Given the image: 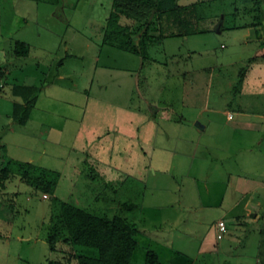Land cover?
Segmentation results:
<instances>
[{"label": "rangeland", "instance_id": "obj_1", "mask_svg": "<svg viewBox=\"0 0 264 264\" xmlns=\"http://www.w3.org/2000/svg\"><path fill=\"white\" fill-rule=\"evenodd\" d=\"M113 1L0 0V41L5 43L6 56L16 39L36 46L33 56L23 58L29 63L26 73L16 72L20 81H33V76V83L40 84L52 76L58 55L72 52L78 57L63 67L74 84L56 83L48 89L55 99L50 110L59 115L55 120L62 131L54 143L50 140L43 146L53 150L56 145V154H41L37 149L32 155L22 150L23 155L20 149L7 146L21 133H15L14 123L7 119L14 96L0 79V163L11 159L6 164L10 178L0 187V199L5 201L0 203V215L9 218L0 217V264H48L52 258L61 264H78L71 253L51 250L48 241L50 231L60 224L57 220L63 202L97 215L119 213L136 221L142 229L138 237L144 244L135 250L132 264H146L148 246L156 248L167 264H264V233H259L264 219L243 220L247 231L256 230L249 242L239 236L242 244L232 249L227 236L221 239L226 247L221 252L203 250L202 240L212 238L213 225L222 215L216 206L200 208L218 196L212 183L208 189L204 180L192 182L187 174L181 175L182 187L171 196L185 209L184 218L177 220L168 216L172 206L166 201L170 195L152 187L170 183L165 172L155 176L153 166L157 159L169 161L171 156L164 148L177 140L169 141L164 132L168 129L178 135L181 126L162 121L164 110L155 117L150 104L156 101L162 105L173 102L185 117L219 122L221 130H216L217 122L210 123L207 134L214 142L219 140L220 146L227 141L222 135L229 132L232 148L236 146L237 159L232 163L236 174L254 183L264 181V118L253 114L264 113V56L257 55L264 42V26H236L255 21L250 10L255 8L254 2L189 0L186 22L164 28V32L182 35L151 44L144 55L135 57L104 44L103 29ZM130 20L125 16L122 22L133 24ZM194 30L203 32L188 35ZM153 33L160 35L155 28ZM38 59L40 69L35 68ZM130 62L136 65L132 74L123 69ZM102 78L106 86L98 91ZM118 82L120 93L116 95ZM202 107L206 108L201 112ZM227 110L235 114L232 120ZM73 122L79 124L75 133ZM237 123L239 127H235ZM15 126L21 132L33 127L32 123ZM41 136L50 134L42 130ZM248 152L251 158L246 157ZM192 202L198 207L186 206ZM148 225L152 227L146 228ZM228 247L231 253L243 254L244 260L237 261ZM79 249L88 254L97 252L87 246Z\"/></svg>", "mask_w": 264, "mask_h": 264}, {"label": "crops", "instance_id": "obj_2", "mask_svg": "<svg viewBox=\"0 0 264 264\" xmlns=\"http://www.w3.org/2000/svg\"><path fill=\"white\" fill-rule=\"evenodd\" d=\"M189 0H185V3H180V0H178L179 4L181 6H189L191 5V2H187ZM190 7V6H189ZM125 17V16H123ZM121 18V21L123 19ZM108 22V21H107ZM131 22V20H130ZM175 22H181L178 19H171L169 17H166L164 20V24L166 27H171ZM125 23V22H123ZM129 23V22H126ZM252 23L249 24H244V25H236L237 27H250L249 25H252ZM106 26H104L103 32H104V44H109L113 45L115 47H118L117 45L106 42L105 41V32H106ZM262 31V30H261ZM174 32V31H172ZM203 31H195L191 33H187L188 35L192 34H197ZM259 33V32H258ZM182 35L180 32L177 33L175 32V35L171 36H179ZM261 35V33H260ZM170 37V36H167ZM165 37V38H167ZM163 39V41L165 40ZM261 38H263L261 36ZM19 39H16V41ZM21 40V39H20ZM15 41V42H16ZM25 42H28L31 45V54L29 56H17L13 54L14 46L11 48V52H9L8 56H6V46L3 41H0V67L3 68V74L1 75L0 79L5 80V86L8 84L9 88L11 89V95L14 96L13 102H12V110H7V119L10 120L11 122L14 123L13 126V131L15 133H21L19 135L15 136L17 139L14 141V139H11L7 142V146L10 147L13 146L12 148L14 149L15 147L20 149V152L24 150V153L27 155H32L36 154V150H41L39 151L41 154H48L50 151L53 154H56L54 148H56V145H54L53 150H47L45 149L43 145H46L50 140H54L56 137L59 136L61 133V128L57 126V121L55 120V117H59V115L55 114L56 112L50 110L52 107L50 104L53 102L51 100H55L54 98L51 97L50 93H48V89L54 86V84L57 83V85L63 84V83H72L74 84V81L71 80L72 77L68 72L64 71V66L67 62H69L71 59L78 58L75 53L68 52L64 56L58 55L56 58H54L53 61V71H52V76L45 80L43 82L40 81V84L33 83L34 78L33 76L31 77L33 81H20L18 75L16 72L20 71L23 73H26V68L29 65L28 61L23 59L24 57L27 59L28 57L33 56V51H35V45L30 43L29 41L23 40ZM263 44L261 48L258 50L257 55H263L264 56V42L261 41ZM120 48V47H118ZM125 51H129L123 48H120ZM136 55L135 57L140 56L139 54L129 51ZM14 56L16 58H14ZM129 57V56H128ZM253 58V57H252ZM136 59V58H135ZM138 59V58H137ZM35 68H41L42 62L40 59L35 62ZM131 63V62H130ZM129 63V64H130ZM27 65V66H26ZM106 67H111L110 65H106ZM125 72H132L136 70V65L132 64L129 65V67H124ZM124 72V73H125ZM243 72V71H242ZM15 74V75H14ZM105 74H107L105 72ZM23 77H25V74H22ZM108 75V74H107ZM106 75V76H107ZM15 77L14 81L8 82V80L11 77ZM21 77V76H20ZM104 78V76H102ZM113 77V76H112ZM100 80L99 83V88L98 91H102L103 87L106 86V83L104 79ZM93 79V76L91 80ZM76 83V82H75ZM139 83V81H138ZM15 84H24V85H36L40 87V93L37 98V101L32 109L30 118L26 124H22L24 126H27L29 123H32L33 127L30 128L29 130H25L24 132L18 131L16 129V123L18 122L14 119L13 117V106L15 101H22V97L15 95L12 92V88ZM4 86V87H5ZM120 84L119 82L117 85L114 87V93L116 95H119V88ZM57 99V98H56ZM49 101V102H48ZM54 103V102H53ZM163 104V103H162ZM160 102L158 103L157 101L154 103L150 104V107L152 108V111L155 115V117L158 116L159 112L162 111V115L164 117L161 118L162 121L167 120L171 123H179L180 126V131L179 134L177 133H170L168 129L164 132L165 138H168L169 141L171 140H176L173 144L170 142L171 147H165L164 151L168 152L170 154V159L169 161L163 162V159L158 160L153 166V174L157 176L159 173L162 174L161 172H165L164 176H166L167 180H170L168 184L166 185H160L159 187L152 186L154 190H159L161 189L162 191L167 192L170 197L167 199L166 203L170 204L171 207V212H169L168 216H173L174 219L178 218H184L185 214V209L183 205H181L180 200L176 198H172L171 196L176 195L178 190L182 187L180 184L179 178L181 175H186L189 178H192V182L202 179L205 182V187L210 188L213 187L211 183L217 187V193L218 196L214 201H206L204 202L200 208H208V207H213L216 206L219 208L222 212V215L218 218L219 219H225L228 224V230L225 234V236L222 238L225 239V237L230 236V241H228L231 245L230 247L233 249L237 247V244H242L239 241V236H244L248 240H250L251 236H254V233H256L255 229L254 232L252 230H246V226L243 222V220L250 222V221H255L259 222L261 219H264V181L263 180H258L255 183L252 182V180H249L247 177L244 176H239L236 174L235 170L232 167V163L235 162L234 160L236 158V146L232 148L231 143V138L229 132H225L222 136L227 139L226 144H222L220 142V146L218 141L216 140L214 142V138L211 136H208L207 131L209 129V124L210 123H216L217 121H213L210 119L203 120L202 117L197 116L194 118L190 117H185L183 114H180L177 112L176 108L174 107V103H169V105H162ZM206 107L201 108L204 110ZM175 114H173V113ZM242 114H248L247 111H241ZM230 113H232V117H230ZM253 114H257L256 116H259L261 118H264V113L263 112H255ZM227 117L229 120H232L235 117V114L231 110H227ZM208 120V122H207ZM77 122H79L77 120ZM216 124V130L218 132L221 129V126L219 125V122ZM240 123V122H239ZM238 124V123H237ZM254 124H251L252 127ZM73 133L76 132L77 126H79L78 123L73 122ZM239 127L238 125H235V127ZM258 125H255L257 127ZM46 131L48 134H50V137H42L41 132ZM211 130L213 131V126L211 127ZM212 134L213 132H211ZM217 135V131L215 133ZM157 135V134H156ZM162 135V134H161ZM159 137V133H158ZM58 139V138H57ZM26 140V141H25ZM27 140H31L32 144L29 145ZM48 140V141H47ZM56 140V139H55ZM53 141V143L55 142ZM229 140V141H228ZM13 141V142H12ZM157 147V146H156ZM15 150V149H14ZM215 151L216 154H213ZM24 153H21L24 155ZM219 153V154H218ZM39 154V155H41ZM215 155V156H214ZM251 158V154L248 152V156ZM34 159L31 158V161ZM1 160V159H0ZM162 174V175H163ZM159 179H162L160 176ZM158 183V182H157ZM192 185H190L191 187ZM161 204V203H160ZM194 205V206H193ZM188 208H196V206L193 202L192 204L186 205ZM193 206V207H190ZM157 207H161V205H158ZM176 219V220H177ZM217 220V221H218ZM214 223L213 228H212V238L211 237H205L202 240V247L203 250L210 251V252H215L219 251L221 252L222 250L226 249V247L223 246V243L221 239L217 238L216 235V223ZM179 223V222H178ZM176 222V224H178ZM175 224V225H176ZM247 225V224H246ZM146 228L152 227L151 225L145 226ZM260 234L264 233V224H261L260 226ZM238 242V243H236ZM258 244L261 247L262 244V238L258 240ZM228 247V252L232 256H236L237 261L244 260L243 254L237 255L235 253H231V248ZM224 248V249H223ZM222 249V250H221ZM221 250V251H220ZM240 264V263H237Z\"/></svg>", "mask_w": 264, "mask_h": 264}, {"label": "trees", "instance_id": "obj_3", "mask_svg": "<svg viewBox=\"0 0 264 264\" xmlns=\"http://www.w3.org/2000/svg\"><path fill=\"white\" fill-rule=\"evenodd\" d=\"M246 1L254 2L253 6L255 5L254 9L250 8L255 17L252 25L264 26V0ZM189 6H181L178 0H114L106 26L105 41L144 55L151 44L161 43L165 37L175 35L172 31L164 32L165 18L178 19L180 23H184L191 9ZM123 16L130 18L133 24L123 23L121 21ZM154 28L160 31V35L153 33ZM195 31L197 30L193 32ZM140 32L137 43V35ZM13 54L29 56L31 45L23 40H17ZM3 73V68L0 67V77ZM12 92L23 99L14 102L13 117L18 123L26 124L39 96L40 87L15 84ZM1 162L0 187H5L7 181L4 180L10 178V168L6 164L10 163L11 159L5 158ZM3 202L5 201L0 199V203ZM59 210L57 221L60 224L53 227L48 236L50 249L59 253H71L76 256L78 264H132L135 250L144 244L138 237L142 233L139 224L127 216L119 213L101 216L69 202H63ZM5 215L0 217H6ZM79 246L92 247L97 252L84 253ZM48 264H61V261L52 258ZM146 264L167 263L163 261L156 248L148 246Z\"/></svg>", "mask_w": 264, "mask_h": 264}, {"label": "built area", "instance_id": "obj_4", "mask_svg": "<svg viewBox=\"0 0 264 264\" xmlns=\"http://www.w3.org/2000/svg\"><path fill=\"white\" fill-rule=\"evenodd\" d=\"M232 113H230V117H232ZM48 194H45L47 196ZM228 230V224L225 219H219L216 223V235L218 239H222Z\"/></svg>", "mask_w": 264, "mask_h": 264}, {"label": "water", "instance_id": "obj_5", "mask_svg": "<svg viewBox=\"0 0 264 264\" xmlns=\"http://www.w3.org/2000/svg\"><path fill=\"white\" fill-rule=\"evenodd\" d=\"M139 38H140V34L138 35V40H137V42H139Z\"/></svg>", "mask_w": 264, "mask_h": 264}]
</instances>
